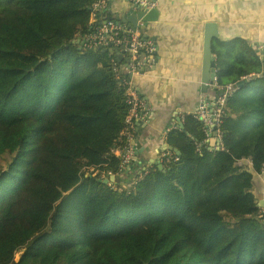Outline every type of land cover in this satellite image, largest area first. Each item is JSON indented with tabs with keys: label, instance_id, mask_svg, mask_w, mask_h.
I'll list each match as a JSON object with an SVG mask.
<instances>
[{
	"label": "trees",
	"instance_id": "1",
	"mask_svg": "<svg viewBox=\"0 0 264 264\" xmlns=\"http://www.w3.org/2000/svg\"><path fill=\"white\" fill-rule=\"evenodd\" d=\"M93 2L0 0V264H264V55L214 41L217 82H242L225 151L199 155L187 116L165 138L178 161L120 192L103 180L123 175L125 96L107 54L74 44Z\"/></svg>",
	"mask_w": 264,
	"mask_h": 264
},
{
	"label": "crops",
	"instance_id": "2",
	"mask_svg": "<svg viewBox=\"0 0 264 264\" xmlns=\"http://www.w3.org/2000/svg\"><path fill=\"white\" fill-rule=\"evenodd\" d=\"M157 1L158 21L144 30L157 48V63L135 78L151 116L137 130L136 160L119 177L121 187H127L140 169L159 163V153L167 145L164 134L182 125L180 119L191 116L206 93L211 82L206 84L203 73L206 39L211 44L241 39L260 58L264 55V0Z\"/></svg>",
	"mask_w": 264,
	"mask_h": 264
},
{
	"label": "built area",
	"instance_id": "3",
	"mask_svg": "<svg viewBox=\"0 0 264 264\" xmlns=\"http://www.w3.org/2000/svg\"><path fill=\"white\" fill-rule=\"evenodd\" d=\"M119 5L124 9L118 10ZM157 7V0H94L89 16V32L86 35L78 34L74 38V42H78L81 48L96 49L107 54L114 79L124 93L128 112L116 144L117 152L115 149L112 153L119 158L122 172L129 170L135 162V135L139 126L147 124L151 116V108L137 90L135 78L155 67L157 48L142 30L141 21L137 22L136 28H131L114 17L121 12L150 11ZM235 90L234 84H219L215 73L207 85L206 93L199 97L197 106L191 113V117L200 124L202 132V140L194 142L195 151L199 155H202L203 150L209 153L225 151L223 120L228 113L227 101ZM183 120L184 118L180 119L182 122ZM176 129L177 126L173 128ZM169 132L170 130L164 134L165 137ZM176 161L178 156L166 147L159 153V163L163 167ZM146 172L147 168L140 169L131 181L133 185L141 180ZM125 189V185L117 188L120 192Z\"/></svg>",
	"mask_w": 264,
	"mask_h": 264
},
{
	"label": "water",
	"instance_id": "4",
	"mask_svg": "<svg viewBox=\"0 0 264 264\" xmlns=\"http://www.w3.org/2000/svg\"><path fill=\"white\" fill-rule=\"evenodd\" d=\"M116 20L127 24L131 28H136L137 22L141 21L142 22V30H145L149 24L155 23L158 21L159 18V11L157 9H152L150 11L146 10H137L135 13L132 11L128 13H119L117 16L114 17ZM75 45L78 46V49H81V47L78 45V42H74ZM212 44H211V39H206L205 40V58H204V68H203V73L204 77L208 79L206 82L209 83L210 80L214 77L215 75V59L212 55ZM91 51L97 52L96 49H93ZM242 85V82L236 83L235 87L239 88ZM179 127L183 129L182 125L180 124ZM168 151L173 152L175 155H179V152L176 149H173L172 147H169L165 145ZM155 166L157 167L158 170H163V166L159 163H155ZM238 166L246 167L247 170L250 172L253 171L252 165L248 161H242L238 164ZM119 183V180L113 176H108L106 179L103 180V184L106 185L108 183ZM253 198L256 201V207L259 209L264 210V192L259 191L257 195H253ZM263 228H264V222L262 223Z\"/></svg>",
	"mask_w": 264,
	"mask_h": 264
},
{
	"label": "rangeland",
	"instance_id": "5",
	"mask_svg": "<svg viewBox=\"0 0 264 264\" xmlns=\"http://www.w3.org/2000/svg\"><path fill=\"white\" fill-rule=\"evenodd\" d=\"M124 8L119 5L118 6V10H123ZM11 159V155L10 154H6L4 155L1 159H0V170L4 169L7 165V163L10 161ZM255 179H258V181L254 180V194L257 195L259 191H263L264 192V174L262 176H255ZM16 259H18V256L16 257Z\"/></svg>",
	"mask_w": 264,
	"mask_h": 264
}]
</instances>
